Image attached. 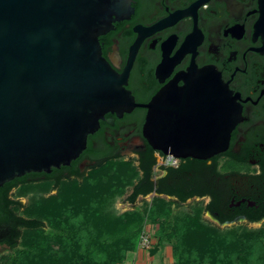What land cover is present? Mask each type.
<instances>
[{"label": "flooded vegetation", "instance_id": "obj_1", "mask_svg": "<svg viewBox=\"0 0 264 264\" xmlns=\"http://www.w3.org/2000/svg\"><path fill=\"white\" fill-rule=\"evenodd\" d=\"M129 4L128 12L99 35L101 54L124 75L122 86L136 103H149L159 90H168L163 105L165 147L201 145L194 134L201 126L196 95L180 94L191 81L188 74L196 70L220 75L235 96L240 120L224 151L204 159L177 157L174 165H166L164 156L171 154L154 149L142 135L147 108L134 107L122 116L108 111L73 160L78 171L86 173L109 157H128L135 166L153 157L154 185L169 167L176 168L180 184L193 192L185 202L212 206L201 213L212 226L241 228L264 222V0H129ZM184 96L188 101L180 102ZM155 195L169 197L154 191L138 197ZM256 215L261 216L251 218Z\"/></svg>", "mask_w": 264, "mask_h": 264}, {"label": "water", "instance_id": "obj_2", "mask_svg": "<svg viewBox=\"0 0 264 264\" xmlns=\"http://www.w3.org/2000/svg\"><path fill=\"white\" fill-rule=\"evenodd\" d=\"M129 8V0H0V187L69 165L108 111L147 108L142 135L164 154L204 159L227 148L240 113L216 71L189 73L180 92L195 94L200 109L194 148L163 144L166 88L142 104L122 86L124 75L103 58L98 37Z\"/></svg>", "mask_w": 264, "mask_h": 264}, {"label": "trees", "instance_id": "obj_3", "mask_svg": "<svg viewBox=\"0 0 264 264\" xmlns=\"http://www.w3.org/2000/svg\"><path fill=\"white\" fill-rule=\"evenodd\" d=\"M72 163L50 173L30 172L0 187V246L13 251L2 255L0 264H121L127 253L138 250L147 223L155 237L150 255L170 246L172 264H264L263 228L214 227L201 217L210 204L175 212L171 204H183L193 194L180 184L176 168L169 167L155 186L153 157L138 166L131 159L104 158L86 173ZM41 180L51 181L57 193L35 199L18 213L22 203L12 190L20 188V196L25 185ZM128 187L130 203L152 191L170 200L156 196L150 204L118 213L114 201Z\"/></svg>", "mask_w": 264, "mask_h": 264}, {"label": "rangeland", "instance_id": "obj_4", "mask_svg": "<svg viewBox=\"0 0 264 264\" xmlns=\"http://www.w3.org/2000/svg\"><path fill=\"white\" fill-rule=\"evenodd\" d=\"M122 159L127 160L128 157H122ZM24 187H25V193L20 196H18L20 194V188L13 189L11 192L12 196L22 203V206L18 210V213H23V210L26 207L32 205V202L35 199H38L41 196H48V195L57 193V189L53 188L51 181L41 180L40 182H36L33 184H27ZM130 190H131V187H128L125 193L122 196H119L118 198H116V200L114 201L113 208L115 209L116 212L121 213L125 211H131L136 207H143L144 205L150 204L153 198L158 196V195H155L153 197L146 196L145 198L138 197L134 203H130L126 200V196L130 193ZM160 197H163L166 200H170V198L166 196H160ZM192 205H195V202H193V200H188L187 202L180 204L178 206H176L174 203L171 204V206L174 208L176 213H182L183 211L190 209ZM206 221L210 222L211 220L210 218L207 217ZM146 225L149 226V223H147ZM260 228L264 229V222L256 223V224L250 225L249 227H241L240 229H260ZM152 237L154 236L152 235ZM154 241H155V237H154ZM145 251H148V250H145ZM12 252H13L12 250L11 251L6 250L3 246H0V257H2V255L12 253ZM131 255H132L131 252L127 253V259L128 257H131Z\"/></svg>", "mask_w": 264, "mask_h": 264}, {"label": "crops", "instance_id": "obj_5", "mask_svg": "<svg viewBox=\"0 0 264 264\" xmlns=\"http://www.w3.org/2000/svg\"><path fill=\"white\" fill-rule=\"evenodd\" d=\"M148 252L141 249L135 250L131 252V257L126 258L121 264H171L173 262L170 246L161 247L154 255H149Z\"/></svg>", "mask_w": 264, "mask_h": 264}, {"label": "built area", "instance_id": "obj_6", "mask_svg": "<svg viewBox=\"0 0 264 264\" xmlns=\"http://www.w3.org/2000/svg\"><path fill=\"white\" fill-rule=\"evenodd\" d=\"M176 160L177 157H174L172 155L164 156V163L166 165H174ZM154 243L155 241H154V237H152V233L150 232V227L148 225H145L139 235L138 249L148 250L152 247Z\"/></svg>", "mask_w": 264, "mask_h": 264}]
</instances>
